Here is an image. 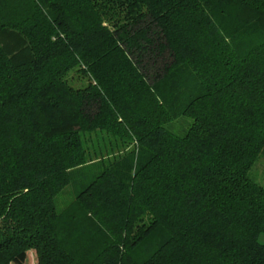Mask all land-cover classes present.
<instances>
[{"label":"trees","instance_id":"16d2710c","mask_svg":"<svg viewBox=\"0 0 264 264\" xmlns=\"http://www.w3.org/2000/svg\"><path fill=\"white\" fill-rule=\"evenodd\" d=\"M263 155L264 0H0V264H264Z\"/></svg>","mask_w":264,"mask_h":264},{"label":"rangeland","instance_id":"374dc122","mask_svg":"<svg viewBox=\"0 0 264 264\" xmlns=\"http://www.w3.org/2000/svg\"><path fill=\"white\" fill-rule=\"evenodd\" d=\"M191 123V119L185 118L180 122L173 123L170 128L177 135H184ZM251 177L254 178V180L258 183L264 185V155L251 171ZM71 200L72 196L68 194L60 197L57 201L58 209H64L68 204H70ZM258 239L261 244H264V233L261 234ZM28 255L29 258L27 259L25 264H37L35 251H30Z\"/></svg>","mask_w":264,"mask_h":264}]
</instances>
